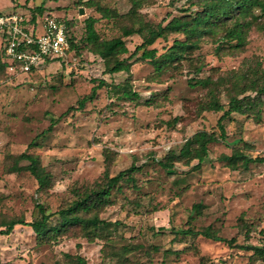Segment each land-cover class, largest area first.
<instances>
[{
  "label": "rangeland",
  "instance_id": "rangeland-1",
  "mask_svg": "<svg viewBox=\"0 0 264 264\" xmlns=\"http://www.w3.org/2000/svg\"><path fill=\"white\" fill-rule=\"evenodd\" d=\"M87 1L0 0L1 14L30 17L43 6L41 15L68 23L78 45L66 61L54 60L32 74L0 71V230L10 220L34 221L38 204L49 213L68 209L80 194L102 183L107 171L115 176L132 165L140 167L135 173L139 188L125 185L123 192L113 195L114 205L97 213L108 224L100 227L94 241L82 237L80 228L70 229L67 236L38 240L30 226L16 225L10 235L0 234V264H70L68 255H81L88 264H118L117 253L129 259L126 264H264L253 251L239 247L261 246L264 239V163L234 170L222 160L236 149L264 159V107L259 122L240 115L227 121L226 141L211 144L202 164L178 163L173 170L160 165L197 132L219 134L223 113L202 111L207 89L193 83L246 71L257 62L264 67V16L254 10L260 18L243 50L226 47L217 52L214 38H209L190 59L161 75L154 64L142 60L129 74L110 75L104 61L85 44L86 21L98 19L95 28L101 39L120 37L131 25L129 17L122 16L130 11L132 0H96L122 15L114 19L101 18L96 7L84 4ZM196 2H143L144 30L125 38L130 51L150 41L149 49L158 50V64L172 60L169 47L183 36L159 37L158 25L172 16H194L199 11ZM2 40L0 34V51ZM100 81L106 85L100 87ZM126 81L139 100L113 95L110 88ZM222 91L220 100L227 104L230 88ZM24 152L37 155L52 174L44 191L29 172L14 171ZM197 204L204 207L200 215L194 210ZM56 222L55 217L52 223ZM207 228L222 239L235 238L234 247L182 234Z\"/></svg>",
  "mask_w": 264,
  "mask_h": 264
},
{
  "label": "trees",
  "instance_id": "trees-1",
  "mask_svg": "<svg viewBox=\"0 0 264 264\" xmlns=\"http://www.w3.org/2000/svg\"><path fill=\"white\" fill-rule=\"evenodd\" d=\"M146 0H132L130 11L121 15L114 9L102 7L96 0H90L84 4L88 7H96L101 18L110 19L115 17H129L131 25H127L122 29V36L111 40L101 39L95 24L98 22L96 18L87 19L85 44L87 48L96 56L100 57L105 63L106 74H118L121 72L131 73L132 66L137 61H150L155 66V71L161 75L175 67L176 64L182 63L184 60L190 59V56L198 49L202 42L211 39L216 44V51L220 52L226 47L232 51L243 50L248 44V35L255 26L256 21L260 18L254 14V10L258 9L261 16H264V0H196L195 3L199 11L195 15L172 16L165 24H159V37L166 38L168 35L179 34L182 39H175L169 47L172 60L158 64L156 59L158 56L157 49H149L150 41H145L131 52L125 38L140 35L144 30L145 18L140 12L143 2ZM44 12L43 6L35 8L31 11L32 22L36 20L37 15ZM0 15H2L0 13ZM68 29V38L71 43V51L77 50L78 45L74 37L71 35V28L66 23ZM216 33L220 35L214 36ZM75 50V51H76ZM200 72L202 67H197ZM0 71L8 73V64L5 60L3 47L0 51ZM36 71H32V74ZM106 85L100 81L99 86ZM107 86H109L107 84ZM194 87L207 89V99L202 104V111L222 112V116L218 120L217 127L219 134L208 131H199L189 138L182 148L177 151H171L166 158L160 162L161 167L166 170H173L176 164L181 163L189 165L191 161L196 160L198 165L202 164L209 154V146L213 143L226 141L227 130L226 122L234 120V115L246 116L254 118L258 122L261 120L264 107V67L261 62H257L255 66L250 67L246 71L232 72L230 75L219 77L214 80L212 77L206 79H198L193 83ZM225 86L230 88V98L227 104H223L220 100L222 88ZM113 95L121 99L131 101L139 100L140 96L133 90L132 83L126 81L123 84L115 85L110 88ZM96 91H93L91 98L94 97ZM179 119L176 118L175 122ZM222 160L226 162L229 168L234 170L239 166L248 168L252 163H264V159L252 158L236 149L231 156L224 155ZM17 164L14 166L15 172H29L33 175L38 183L39 190L44 191L52 182V174L42 166L40 158L28 152H24L17 157ZM22 162H29L28 165H19ZM141 170L140 167L132 165L130 168L119 172L115 176H110L108 171L104 176L102 183H96L91 189L84 191L78 196L68 209H61L55 213H49L44 205L38 204V213L34 221L26 223L24 220H10L5 222V230H0L1 235H10L16 225L30 226L38 240L53 239L67 236L72 228H80L81 236L94 241L98 235L100 227L107 225L97 214L100 210L114 205L112 199L115 192H123L124 186L129 185L134 189H138V180L135 173ZM172 174V171L170 172ZM128 186V187H129ZM203 205L197 204L194 210L197 214L202 213ZM57 218L56 224L52 223L53 218ZM182 234L191 236H203L207 239L215 241H223L234 247L236 239H222L212 228L201 231L189 229ZM253 254L259 260L264 261V239L261 246H239ZM129 251V249H126ZM118 264H126L129 259H124L123 254L115 255ZM70 264H88V261L81 255L69 256Z\"/></svg>",
  "mask_w": 264,
  "mask_h": 264
},
{
  "label": "built area",
  "instance_id": "built-area-1",
  "mask_svg": "<svg viewBox=\"0 0 264 264\" xmlns=\"http://www.w3.org/2000/svg\"><path fill=\"white\" fill-rule=\"evenodd\" d=\"M2 47L11 76L29 74L54 60L66 61L71 53L66 23L52 15L22 13L0 15Z\"/></svg>",
  "mask_w": 264,
  "mask_h": 264
},
{
  "label": "water",
  "instance_id": "water-1",
  "mask_svg": "<svg viewBox=\"0 0 264 264\" xmlns=\"http://www.w3.org/2000/svg\"><path fill=\"white\" fill-rule=\"evenodd\" d=\"M80 13H81V14H84V11H83V9H81Z\"/></svg>",
  "mask_w": 264,
  "mask_h": 264
}]
</instances>
